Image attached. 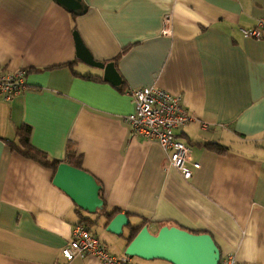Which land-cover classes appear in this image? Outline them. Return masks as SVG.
<instances>
[{
	"label": "crops",
	"instance_id": "obj_1",
	"mask_svg": "<svg viewBox=\"0 0 264 264\" xmlns=\"http://www.w3.org/2000/svg\"><path fill=\"white\" fill-rule=\"evenodd\" d=\"M81 2L73 13L56 0H0V68L24 71L26 86L0 101V264H100L61 254L84 217L116 257L132 227L156 235L167 226L210 235L241 264H264V26L257 40L241 34L264 22V0ZM73 32L95 61L114 62L119 86L76 58ZM153 86L181 96L192 118L175 132L200 166L189 180L124 121L133 111L127 92ZM23 126L47 157L66 163L69 148L80 156L107 212L126 218L119 235L104 215L79 214L52 170L10 150Z\"/></svg>",
	"mask_w": 264,
	"mask_h": 264
},
{
	"label": "built area",
	"instance_id": "obj_2",
	"mask_svg": "<svg viewBox=\"0 0 264 264\" xmlns=\"http://www.w3.org/2000/svg\"><path fill=\"white\" fill-rule=\"evenodd\" d=\"M169 19H163V35H169ZM264 26L259 21L257 28L241 29L244 37L260 38V29ZM25 72L5 73L0 68V101L10 102L26 88ZM133 104V111L124 121L131 136H139L159 145L166 154L169 166L176 170L184 180H189L192 171L199 169L198 163L190 161L191 149L178 140L175 132L189 123L192 118L183 107L182 98L158 87H140L127 92ZM62 256L71 261L75 257L96 258L100 264H129L130 257L109 254L107 248L95 238L88 228L80 223L73 227L69 243L61 250ZM219 264H241L232 254L221 256Z\"/></svg>",
	"mask_w": 264,
	"mask_h": 264
},
{
	"label": "water",
	"instance_id": "obj_3",
	"mask_svg": "<svg viewBox=\"0 0 264 264\" xmlns=\"http://www.w3.org/2000/svg\"><path fill=\"white\" fill-rule=\"evenodd\" d=\"M69 12L82 11L81 0H56ZM76 58L83 64L103 72V81L119 86L121 79L113 63H101L93 59L83 45L77 32H73ZM52 184L62 191L81 211L90 215L103 208L100 197L101 186L95 178L84 170L74 168L67 163H60L53 176ZM127 223L124 215L115 216L107 231L113 234L121 232ZM125 255L141 260H162L170 264H219L221 254L213 239L208 234H193L177 227H161L152 235L147 227L141 228L126 247Z\"/></svg>",
	"mask_w": 264,
	"mask_h": 264
},
{
	"label": "trees",
	"instance_id": "obj_4",
	"mask_svg": "<svg viewBox=\"0 0 264 264\" xmlns=\"http://www.w3.org/2000/svg\"><path fill=\"white\" fill-rule=\"evenodd\" d=\"M113 64H114V62H113ZM68 66L71 67L72 63L68 64ZM117 89L122 90L120 87H118ZM30 133H31L30 127H28V126L21 127L20 130L18 131V136H19L18 142L17 143H8L10 150L12 152L17 153L19 156H21L25 159L34 161V162L40 164L41 166H43L44 168L52 170L55 173L57 166L63 162L51 159V158L47 157V155L45 153L38 151L37 149L33 148L29 142ZM205 147L208 150L214 151V152L219 153V154H222L225 151H227L226 148H224L218 144H206ZM65 162L74 168L82 170L80 156H76L75 152L70 151V148L66 151ZM100 197L102 199L101 192H100ZM106 208H107V206H106V203L104 202L103 208L101 210L97 211L95 214H92V215H104L106 217L105 218V220H106L105 225H108V223L118 214L119 210L113 209L111 212H107ZM77 212L79 214L86 213V212L81 211L78 208H77ZM86 214H88V213H86ZM88 221H90V220L87 217L86 218L84 217V218H82V220L80 222L85 223L87 225L86 222H88ZM141 228H142L141 226H136V227L131 228L130 235L128 238L129 242H131L133 240V238L137 235V233L141 230ZM188 232L193 233V234H203L204 233V232L190 231V230Z\"/></svg>",
	"mask_w": 264,
	"mask_h": 264
},
{
	"label": "rangeland",
	"instance_id": "obj_5",
	"mask_svg": "<svg viewBox=\"0 0 264 264\" xmlns=\"http://www.w3.org/2000/svg\"><path fill=\"white\" fill-rule=\"evenodd\" d=\"M236 147V146H235ZM89 230H91V232L94 234V236H98L99 235V230L94 226V227H90L89 228V226H87V225H85ZM131 258H133V259H138V258H135V257H131ZM138 261H140V263H142V264H150V263H153L154 262V260H141V259H139Z\"/></svg>",
	"mask_w": 264,
	"mask_h": 264
}]
</instances>
